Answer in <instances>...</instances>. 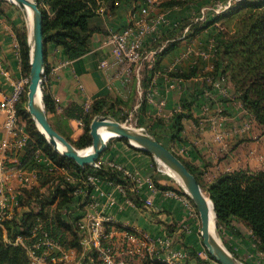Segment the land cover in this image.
Masks as SVG:
<instances>
[{
  "label": "crops",
  "instance_id": "0c3cea01",
  "mask_svg": "<svg viewBox=\"0 0 264 264\" xmlns=\"http://www.w3.org/2000/svg\"><path fill=\"white\" fill-rule=\"evenodd\" d=\"M118 1V7L113 12L103 8L100 9L98 15L89 19V27L96 31L88 40L89 51L84 56L71 61L66 58L60 47L52 43L45 45L42 87L48 94L49 105L54 108V112L50 113L48 117L57 129L65 133L71 132L73 140L82 133L83 126L77 127L74 131L76 119L66 120L62 116L64 110L71 104L83 106L86 101L92 102L99 96H109L127 101L129 97H132L133 91H135L134 103L138 105L141 100L140 74L134 71L135 80L132 75L133 66L118 62L111 53L110 46L105 44V40L110 32L119 31L128 25L132 21V12L144 6L146 2L143 0ZM164 1L166 0L153 1L154 7L157 4L159 10L167 12L166 15L171 14L176 18V23L182 19H193L192 16L197 12L198 1L190 2L182 8L162 10L160 5ZM190 7H193V10H190ZM19 22L17 11L11 7L5 9L4 14H0V101L10 95L14 83L23 78L17 42L12 30V24L18 25ZM172 27L171 25L165 27L163 32ZM213 27L210 26L197 33L190 40L194 50L208 48L206 43L203 44L200 40L204 33L210 30L212 32ZM186 41L183 40L168 52L161 59L160 67L173 73H188L189 70L196 68L195 76L188 80L176 79L175 88H168V81H165L162 74L155 77L156 82L153 81V84L155 83L157 89L156 98L165 101L162 117H166H159L155 106L147 103V111L143 119L151 124L155 118H159L168 127H171L176 113L182 112L191 115V117H183L180 120L182 130L179 137L181 140L170 142L167 138V142L173 151L195 169L200 182L205 186L211 184L223 173L236 170L255 171L264 168V127L257 124L248 110L242 108L239 94L233 93L231 89L228 95L224 96L213 87L210 81H203L202 74L212 68L213 55L209 58H201L195 54L188 58L180 57L188 45L185 43ZM103 63L106 65L103 66ZM223 86L226 90L230 89L229 85L225 83ZM205 91H210L211 94L207 96ZM198 93H202L200 99L194 100ZM183 100H194V104L190 106L189 110H181L180 105ZM136 104H134L133 110H136ZM204 104L208 106L207 111H204ZM58 107L61 108V111L58 110ZM177 107H180V111L174 112ZM4 120L5 115L0 112V143L9 138L3 127ZM22 127L26 131L25 126L22 125ZM217 135H220L221 138L217 139ZM24 151L17 149L7 151L6 161L12 162L16 158L20 161L24 156ZM40 154L50 161L51 165L47 166L34 155L30 162L24 166L26 170L33 171L38 176L34 188L39 189V203L53 200L58 190L66 188L65 183L75 185V179L68 175L64 169L58 167L43 153L40 152ZM100 158L104 162L120 165L133 175L138 181L136 197L141 202L140 206L131 203L125 194L115 188L111 189L105 182H102L101 188L104 191H111L115 199L114 205L108 207L106 213L127 228L136 229L154 239L166 240L172 249L187 252L185 261L188 264H193L195 260L190 254L201 252L203 247L196 231L195 222L191 217L187 199L172 190L163 191L154 188L152 183V178L156 173L162 175L166 173L161 171L158 166L153 165V160L149 155L123 141L111 143ZM42 178L47 179L48 184L41 186L40 179ZM159 184L175 186L171 180L167 179H160ZM32 189H23L20 194ZM170 192L174 195L169 194ZM76 197L79 196L76 195L74 200L64 208V214L80 216L79 222L83 221L89 213L88 203L91 198L80 197L78 199ZM59 199L57 196L53 201L52 210L56 208ZM97 200L100 203L106 201L102 197ZM26 211H28V206L22 205L18 201L11 218L20 220ZM232 227L235 233L227 230L232 239L235 238L239 243L251 242V232L242 223L233 220ZM110 228V225H106L107 231L111 230ZM114 239L117 240V236ZM72 250L79 251L80 249L73 248ZM154 254L152 259L163 256L158 248ZM140 263L141 261L138 262V264ZM83 264L100 263L91 256Z\"/></svg>",
  "mask_w": 264,
  "mask_h": 264
},
{
  "label": "trees",
  "instance_id": "16d2710c",
  "mask_svg": "<svg viewBox=\"0 0 264 264\" xmlns=\"http://www.w3.org/2000/svg\"><path fill=\"white\" fill-rule=\"evenodd\" d=\"M147 2V0H143ZM198 0H166L160 7L162 10L168 8H182L190 2L195 3ZM197 4V10L201 6L215 2H225L226 0H200ZM37 6L42 13V34L43 48L47 43H52L60 47L68 60H76L84 56L89 51L88 40L96 31L89 27V19L98 15L100 9L113 12L118 7V0H36ZM198 3V2H197ZM8 4L6 0H0V14L5 13V9L14 7ZM16 8V7H14ZM19 10V9H17ZM18 25L12 24V30L15 34L18 54L20 59V68L22 77L28 78L30 70V51L27 43V29L22 22ZM235 19L236 28L230 34L225 33L229 21ZM214 26L212 29L217 31L219 39L216 42L212 68L202 74L203 81L222 80L229 85L233 93L239 94L242 108L248 110L256 120L257 124L264 127V0H234L231 6L214 17H209L203 23L195 22L193 19H182L175 27L162 32L160 36L147 45L146 50L154 49L157 51L156 63L153 69L147 68V62L141 67L140 88L142 98L138 107V114L143 120L147 111L146 95L151 87L154 72L158 71L162 75L173 78L188 80L195 76L196 68L188 73L168 72L161 69V59L171 50L179 45L183 40H192L197 33ZM187 28L185 32L184 29ZM133 67L132 75H134ZM136 80V78H135ZM43 104L45 112L48 115L54 112V108L49 105L48 94L42 87ZM135 91H133V95ZM198 93L194 100L200 99ZM133 95L131 101H133ZM194 100L181 102V110L190 108ZM120 99L109 96H99L92 100L87 111L82 105L71 104L66 108L62 116L67 119H80L83 123L82 133L73 140L71 132H63L57 129L51 122V126L60 135H62L75 148L82 149L91 145V136L89 134V125L92 119L98 115H111L118 122L122 123L127 119L122 107L129 103ZM16 112L19 118V125H24L28 134V145L20 160V165L25 166L36 151H40L51 159L58 167L64 169L68 175L74 179H79L86 174H91L106 180L115 185H120L125 193L126 198L133 204L140 206L141 202L136 197L133 190V182L124 174L122 170L103 164L99 170L90 166L80 167L73 160L64 157L53 150L52 146L47 143L44 136L35 127L30 114L26 109V93L22 94L16 104ZM172 126L168 127L164 121L155 118L151 124H146V131L158 140L157 136L162 135L170 142L180 141L179 133L182 130L180 120L183 117H191L190 114L182 112L176 113ZM24 123V124H23ZM138 127H143L138 125ZM157 135V136H156ZM111 141H127L123 138L110 139L107 142L105 150L110 147ZM159 141V140H158ZM160 142V141H159ZM161 143V142H160ZM163 144V143H162ZM166 146V144H163ZM169 148L177 158L186 166V168L195 176L199 186L204 193L210 198L215 214L216 228L220 232L222 228L235 233L232 227V221H238L247 227L251 232V244L253 250L262 255L261 261H264V168L255 171L236 170L223 173L218 176L208 186L200 182L195 169L188 164L179 154ZM102 153V154H103ZM153 160V165L157 162L147 152ZM100 155V157L102 156ZM35 168H38L35 166ZM160 179L171 180L167 174L156 173L152 178L154 188L160 190H172L178 195L184 196L188 203L193 206L191 199L181 187L162 186L159 184ZM61 181V180H60ZM47 179H40L41 186L48 184ZM64 190H58L53 200L39 203V189L33 187L32 190L20 194L18 201L22 205L28 206V211L22 214L20 220L14 217L4 219L0 225V264H28L27 249H34V245L42 239L43 232L50 239L58 243L63 249H80V237L77 232V223L80 216H71L64 214V208L70 204L77 193L75 192L78 185L65 183ZM59 196V202L54 210L51 209L53 201ZM79 196V195H77ZM76 198H80L76 197ZM119 225V224H118ZM117 225V227H119ZM130 231V228H125ZM238 234V233H237ZM21 239V243L15 244L16 238ZM226 247L233 255L239 259L230 246ZM204 252L214 261L204 249ZM194 258L193 264H212L200 258L197 252L190 254ZM262 261V262H263ZM215 262V261H214ZM140 264H167L160 259L144 258ZM216 264H218L216 262Z\"/></svg>",
  "mask_w": 264,
  "mask_h": 264
},
{
  "label": "built area",
  "instance_id": "2783aa9c",
  "mask_svg": "<svg viewBox=\"0 0 264 264\" xmlns=\"http://www.w3.org/2000/svg\"><path fill=\"white\" fill-rule=\"evenodd\" d=\"M153 1L155 0H147L144 6L140 7L137 11L135 10V12L133 11L132 21L121 30L110 32L105 40V44L110 46L111 53L117 61L126 65H134L135 71L138 74L144 62H147L148 69H153L156 63L157 51L154 49L147 51L146 47L160 36L165 27L170 26L165 11L160 12L157 16H153L152 13L155 8ZM233 1L226 0L225 2H215L201 6L192 16L193 20L195 22H204L209 17L219 15L226 11ZM176 24L174 23L171 26L175 27ZM184 31L186 32L187 28ZM212 47V53L209 54L204 50H194L193 46L187 45L180 57L183 59L195 54L201 58H209L214 53L215 45H212ZM102 65L105 66L106 63ZM159 75H161L160 72H154L146 100L148 104L155 106L157 115L162 117L165 101L156 98L157 89L155 88V83L153 84V81L156 82L155 77ZM164 78L166 82L168 81V88H175L177 84L176 79L166 76ZM208 81L221 94L224 96L228 95L222 80L213 82L209 79ZM27 84L28 78L23 77L19 79L14 83L10 95L0 101V112L5 115L3 127L9 136V138L4 139L0 143V225L4 219H11L13 210L18 204L20 191L33 188L38 181L36 173L26 170L24 166L20 165V161L17 158L12 162H7L5 157L7 151H14L15 149L24 151L28 145V134L22 125H19V118L16 112V104L21 95L26 93ZM210 94V91L206 92L207 96ZM140 96L142 98V91H140ZM90 103L91 101H86L83 104L85 111L88 110ZM137 107H139V104ZM203 107L204 111L208 110V106L205 104ZM58 110L61 111V108L58 107ZM175 111H180V107H177ZM82 126V121L76 119L73 130L75 131L77 127ZM216 138L220 139L221 136L217 135ZM34 155L35 158H38V160H41L47 166L51 165V162L42 157L39 151H36ZM103 164L122 170L133 182V190L136 191L138 181L129 171L120 165L113 162H104L99 158L91 167L99 170ZM160 170L163 171L162 169ZM163 172L166 173V171ZM102 182H105L111 189L115 188L122 194H125L120 185L112 184L91 174H86L77 180L75 179V185H78L75 191L77 195L91 198V201L88 203L89 213H87L83 221L77 223L80 250L63 249L43 232L41 241L34 245V248L38 252L34 249H27L29 264H68L70 259L75 260L72 264H83L91 256L100 264H138L144 258H154L156 248L163 254L162 257L158 258L161 261L167 264H188L185 261L187 252L174 250L170 247L168 241L154 239L136 229L128 231L125 229L127 228L126 226L119 224L110 214L106 213V209L114 205L115 199L111 191H104L101 188ZM169 194L174 195L172 192ZM99 197L105 198V203H100L97 200ZM106 225H110L111 230L107 231ZM115 236H117V240L114 239ZM21 242L19 237L16 238L15 244ZM198 255L205 261H210L204 251L199 252ZM211 262L213 263V261Z\"/></svg>",
  "mask_w": 264,
  "mask_h": 264
},
{
  "label": "water",
  "instance_id": "95a60500",
  "mask_svg": "<svg viewBox=\"0 0 264 264\" xmlns=\"http://www.w3.org/2000/svg\"><path fill=\"white\" fill-rule=\"evenodd\" d=\"M9 2L15 5L22 13L27 29L30 70L26 89V109L37 130L44 136L53 150L73 160L80 167L93 166L105 150L107 142L113 138H123L132 147L147 152L165 170L172 173L173 176L166 172L169 177L177 181L185 194L191 199L199 217V234L202 239V245L210 257L218 264H242L220 240L217 234L212 202L199 186L195 176L169 148L151 136L146 129L120 123L111 115H98L92 119L89 125L91 145L77 149L52 128L43 104L44 48L42 13L37 6L36 0H10ZM28 15L31 18L30 26L27 23ZM103 132L108 135L104 137ZM211 223L213 224V229L210 227Z\"/></svg>",
  "mask_w": 264,
  "mask_h": 264
},
{
  "label": "rangeland",
  "instance_id": "374dc122",
  "mask_svg": "<svg viewBox=\"0 0 264 264\" xmlns=\"http://www.w3.org/2000/svg\"><path fill=\"white\" fill-rule=\"evenodd\" d=\"M236 1L238 2V0H236ZM201 2L202 1L198 0V4H200ZM7 3L8 4H5L4 7H8L9 4H12L9 1H7ZM13 6L16 7L15 5H13ZM14 7H12V8L15 11H17L18 17H20L22 19V22L25 24V21H24V18L22 16V13L19 10H17L18 9L17 7L16 8H14ZM190 10H193V7H190ZM160 12H162V11L159 10V8L157 7V4H155V9H154V11L152 13L153 16H157ZM166 17H167L168 22H169L170 25H173L174 23L177 22L176 18L172 17L171 14H167ZM227 23H228V25H227L226 29L223 30V31L225 33L230 34L231 31H234L235 28H236L235 19H233V20H231V21H229ZM218 39H219V36H218L217 31L213 30L211 32V30H210V31H207L206 33H204V35L201 37V40H200L201 43H203V44L206 43V46L208 47L204 51L208 52L209 54H211L212 53L211 50L213 48L212 45H216V42H217ZM185 43H187L188 45L192 46L190 40H187ZM131 66L134 67V65H131ZM223 84H224V82H223ZM226 91H228V93H229L231 91V87H230V89H228ZM131 96H132V94H131ZM131 100H132L131 97H129V101L130 102L125 107H122L123 113L127 114V119L124 122H122V123H125L128 126L136 127V128H139L138 125H142L143 126L142 128L146 129L144 127L146 125V123H147L146 120L145 119L140 120L142 118L138 114V109H137L138 107L136 108V110H133V106H134V104H136V103H134L135 99H133V101H131ZM157 138H158V140L161 143L166 144V146H170L169 143L167 142V139L164 136L158 135ZM113 142H115V141H111V143H113ZM156 164H157V166L160 169L165 171V168L163 166H161L159 163H156ZM171 179H172V183L175 185V187H180V185L177 183V181L175 179H173V178H171ZM189 206H190V211H191V217H192L193 221L195 222V227H196V231H197L198 237L200 238V240L202 242V239H201L200 234H199L200 222H199L198 213H197L194 205L192 206L191 204H189ZM217 234H218L220 240L225 244V246L226 245L230 246L232 248V250L235 253L238 254V256H239L238 261L240 263H242V264H264V261L263 260H262L263 262L261 261L263 256L258 254V253H256L253 250L252 244L250 242H241V243H239V241L235 240V238L232 239L231 235L229 233H227V229H225V228H222L220 232L217 230ZM202 247H203V249H202L201 252H203L204 249H205L203 245H202ZM26 254H27V252H26ZM27 257H28V254H27ZM74 262H75V260L70 259L68 264H72ZM28 264H29V258H28ZM58 264H62V263H58ZM212 264H216V262L213 261Z\"/></svg>",
  "mask_w": 264,
  "mask_h": 264
},
{
  "label": "bare ground",
  "instance_id": "6f19581e",
  "mask_svg": "<svg viewBox=\"0 0 264 264\" xmlns=\"http://www.w3.org/2000/svg\"><path fill=\"white\" fill-rule=\"evenodd\" d=\"M10 1V0H9ZM27 23H28V26H30V24H31V18H30V15H28V20H27ZM39 130H40V128H39ZM103 135H104V137H106L108 134L107 133H105V132H103L102 133ZM166 172H168L167 170H165ZM171 176H173L172 175V173H170V172H168ZM211 229H213V224L211 223Z\"/></svg>",
  "mask_w": 264,
  "mask_h": 264
}]
</instances>
